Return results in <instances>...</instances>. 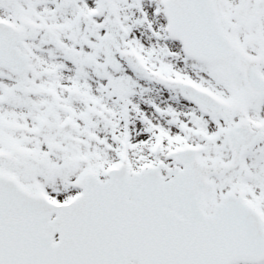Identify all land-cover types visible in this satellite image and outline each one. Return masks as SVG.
<instances>
[{"label":"snow or ice","instance_id":"snow-or-ice-1","mask_svg":"<svg viewBox=\"0 0 264 264\" xmlns=\"http://www.w3.org/2000/svg\"><path fill=\"white\" fill-rule=\"evenodd\" d=\"M0 264H264V0H0Z\"/></svg>","mask_w":264,"mask_h":264}]
</instances>
